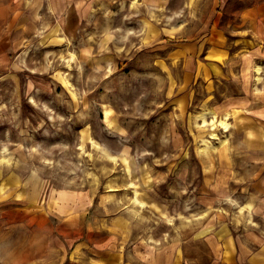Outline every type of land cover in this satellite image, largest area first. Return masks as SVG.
<instances>
[{"label":"rangeland","instance_id":"1","mask_svg":"<svg viewBox=\"0 0 264 264\" xmlns=\"http://www.w3.org/2000/svg\"><path fill=\"white\" fill-rule=\"evenodd\" d=\"M58 1L0 0V264H210L211 238L264 236L238 21L264 0Z\"/></svg>","mask_w":264,"mask_h":264},{"label":"crops","instance_id":"2","mask_svg":"<svg viewBox=\"0 0 264 264\" xmlns=\"http://www.w3.org/2000/svg\"><path fill=\"white\" fill-rule=\"evenodd\" d=\"M46 1L49 3L51 1L57 2L58 0ZM51 7L52 4L49 5L50 9ZM238 21L240 26H244L247 31L244 34H249L248 38L240 39L242 45L246 41L250 43V45L246 44L247 50L258 45L264 52V1H257L243 9ZM249 236L253 237V240L248 243L239 241L236 243L232 239L221 240V238H211V244H207L212 254L210 264H264V236L257 235L256 233H252ZM106 260H109V262L116 260L117 262L114 255L109 256Z\"/></svg>","mask_w":264,"mask_h":264},{"label":"bare ground","instance_id":"3","mask_svg":"<svg viewBox=\"0 0 264 264\" xmlns=\"http://www.w3.org/2000/svg\"><path fill=\"white\" fill-rule=\"evenodd\" d=\"M259 69H260V68L258 67L255 71H258ZM257 80H259V78H258ZM213 114H214V113H213ZM220 124H221L222 126H224V127H227L226 123L223 122V121H221Z\"/></svg>","mask_w":264,"mask_h":264}]
</instances>
